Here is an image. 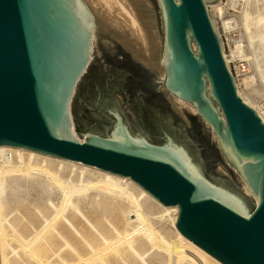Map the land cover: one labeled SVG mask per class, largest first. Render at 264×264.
<instances>
[{"label":"water","instance_id":"water-1","mask_svg":"<svg viewBox=\"0 0 264 264\" xmlns=\"http://www.w3.org/2000/svg\"><path fill=\"white\" fill-rule=\"evenodd\" d=\"M158 1L161 84L211 128L254 207L210 134L156 93L161 77L104 36L90 64L93 25L82 0H0V147L126 177L176 207L179 233L221 264H264V123L224 62L206 8L218 0Z\"/></svg>","mask_w":264,"mask_h":264},{"label":"bare ground","instance_id":"bare-ground-1","mask_svg":"<svg viewBox=\"0 0 264 264\" xmlns=\"http://www.w3.org/2000/svg\"><path fill=\"white\" fill-rule=\"evenodd\" d=\"M226 1L243 2L239 22L246 33L248 47L253 50L252 59L259 80L264 86V1ZM82 2L92 17L91 53L97 38V28L94 25L99 23L100 28L105 29L112 39L118 41L120 49L150 73L161 77L159 87L165 90L161 84L165 76L162 67L164 40L161 45L152 16L148 14L151 12L145 7L147 0ZM206 8H209L207 13H212L211 21L214 22V30L221 40L222 56L233 75L238 96L264 123L262 108L260 110L243 92L253 89L254 85L247 80L237 79L230 66V59L235 58V53H225L224 41L216 20L218 18L222 21L224 15L222 0L210 6L206 5ZM249 23L256 25L254 31L250 30ZM222 25L224 29L228 26ZM191 48L196 53L193 43ZM247 59L250 58L247 56ZM163 94L181 110L185 108L189 113L198 116L190 103L166 91ZM211 132L223 153L217 137L212 130ZM73 135L76 137L74 128ZM238 177L244 196L250 197L249 189L239 174ZM29 191L38 193L37 203L42 202V197H45V203H40L29 213L25 230L30 235L21 238L16 233L22 235V232L14 223L24 220L20 221L23 217L20 209L25 211ZM53 195L57 196V203L52 201ZM253 202L254 205L257 204L255 199ZM86 211H90V214L86 215ZM12 216L13 222L9 219ZM176 219V207L165 208L126 177L114 176L30 151L0 147V264H7V258L11 256H5L3 253V246L7 243L3 235L6 230L11 231V237L20 236L19 242L22 245L16 244V247H21L20 251L18 247L15 250L9 247L11 250L7 252L12 251L10 254H13V258L16 256L17 260L16 249L21 252L24 246L27 254L23 252L31 264H221L183 237L175 226ZM46 233L57 239L52 240L54 244L58 242L55 248L54 244L51 246L52 243L47 242V236L44 235ZM68 234L78 238L77 248L71 244ZM49 235L48 237H51ZM15 239L18 240V237ZM40 242L47 246L45 256L39 254L42 250L41 247L38 248ZM23 260L20 259V263L26 261Z\"/></svg>","mask_w":264,"mask_h":264},{"label":"rangeland","instance_id":"rangeland-1","mask_svg":"<svg viewBox=\"0 0 264 264\" xmlns=\"http://www.w3.org/2000/svg\"><path fill=\"white\" fill-rule=\"evenodd\" d=\"M260 1H264V0H260ZM147 2L148 3L146 4L145 7H146V9L150 10V12H151V13H148V14H149V16H152V20L154 22L155 30H156V32L158 34L159 39L161 40L159 42L161 43V45H163L164 34H163V30H162L161 17H160V6H159V3H158V0H147ZM222 3H223V6L225 8L224 15L222 17V21L220 19H218V18L216 20H217V27H219L220 31H221V27H222L221 34H222V38H223L224 45H225V53L227 55H230V53H229L230 51L235 53V58L234 59H230L231 60V64H230L231 70L235 71V75L237 76L238 80H247L251 84L254 85L253 89L244 90L243 92H244V94L246 96H248L251 99V101L256 106H258L260 108V110L262 108L261 112L264 113V89H262V88H264V86H262V84H261V82L259 80V76H258L259 74H258V72L256 70L255 62L252 59V54L251 53H252L253 50L248 47L247 40H246V33H245L243 27L241 26V24L239 22V15H240V12H241V10L243 8V2H238L237 1V2L230 3V1L222 0ZM142 11H145V10L142 9ZM222 24H228V26H226L225 29H224V27H223L224 25H222ZM94 26L97 28V31H96L97 32V36L96 37L104 36V37H106L107 39H109L111 42H113L115 45H117L119 47L118 41L116 39L115 40L112 39L106 33L105 29L100 28V24L99 23H97ZM249 27H250L251 31H254L255 28H256V25H254L252 23H249ZM246 44H247V46H246ZM96 51H97V41H96L95 48L92 51L90 64H94V62H95ZM247 56L250 59H247ZM86 74H88V72H86ZM153 75H155V74L153 73ZM252 77H253V79H252ZM252 81H255V82H252ZM156 93H165V90L161 89L159 87V85H158ZM73 102H74V98H73L72 104H73ZM72 104H71V115H72ZM181 111H183L187 116L195 117L196 118V122L198 124H200V126L204 129V132L206 134H210V141L213 143L214 148L217 150L218 155L220 157V160L222 161L224 166L233 174V176L235 177V179H236V181L238 182V185H239L238 191L243 194L242 183L239 180L238 174L225 161V159H223V156L221 157L222 154L220 152V148L217 145L216 140L212 136V132H211L210 128L202 121V119L199 116L189 113L185 108H182ZM72 119H73V117H72ZM73 127H74V131H75V136L77 138H79V136H78V134L76 133V130H75L74 122H73ZM79 140L83 141L84 137H82L81 139L79 138ZM38 196H39L38 193H35L33 191H29L27 193V196H26V205H27V207H26L25 211L20 209L21 213H23V217L21 218L20 221H22L23 219L24 220L22 222L14 223L15 227L18 228L19 231L22 232V235H21V233H16V235H20L21 238H26L27 235L28 236L30 235V233H26V230H25V228L28 226V217L30 215L29 213H32L34 208L37 207L40 203H43V204L45 203V197H42V202H38L37 203ZM51 199H52V201L54 203L58 202V199H57L56 195L51 196ZM247 199L250 201V204L254 207L255 205L253 204L254 203L253 202V200H254L253 197H251V196L248 197L247 196ZM85 214L89 215L90 211H86ZM9 219L13 222V216L10 217ZM11 234L12 233L9 230H6L5 233L3 234L5 236V238L7 239V243H6V245L3 246V248H4V250L6 252L5 251L3 252V248H2V252L5 254V256L6 255L7 256L11 255L10 257L7 258V259H9V261L6 262V263L7 264H9V263L10 264H21V263L25 264V263L29 262L28 261V257H26L27 253L25 251L27 249L25 248V250H24V246L22 248V250L25 251L26 254L23 251L19 252L20 248H21V247L19 248V245L17 246L19 248V251L17 250L18 248L16 247V244H20V246H22L21 243L19 242V240H20L19 237L20 236H17L18 240H16L15 239V238H17L16 235L15 236L12 235V237H14V238H12ZM46 234H44V235L47 236L46 237L48 239L47 242H49V244L52 243L51 246H53L54 241L55 240L57 241V239H55L54 236L49 235V233H46ZM48 235L51 236L52 238L48 237ZM45 236H44V239H46ZM71 236L72 237H70L69 234L67 235V237H69V240H70L71 244L77 248L78 238L76 239L73 235H71ZM14 240H16V243H15ZM52 240H54V241H52ZM42 243L43 242H40V246H38V248L40 249V247H41L42 250L41 251L37 250V251H40V253L39 252L38 253L41 256H45V254L47 253L48 249H47V246H45V244H42ZM57 245H58V242H56L54 244L53 248H55V246H57ZM42 246H43V248H42ZM9 247H12V250H15V248H17L16 249V251L18 252L17 253L18 254L17 255V260H18V256H19L21 260L24 259L26 261L24 263L21 261V263H20V259H19L18 260L19 263H18V261L15 260L16 256L13 258V254H10V253H12V251L10 253L7 252V251H9V249L11 250V248H9ZM41 252H42V254H41ZM29 264H31V263L29 262Z\"/></svg>","mask_w":264,"mask_h":264},{"label":"built area","instance_id":"built-area-1","mask_svg":"<svg viewBox=\"0 0 264 264\" xmlns=\"http://www.w3.org/2000/svg\"><path fill=\"white\" fill-rule=\"evenodd\" d=\"M221 31H222V27H221ZM232 73L235 75V71L232 70Z\"/></svg>","mask_w":264,"mask_h":264},{"label":"flooded vegetation","instance_id":"flooded-vegetation-1","mask_svg":"<svg viewBox=\"0 0 264 264\" xmlns=\"http://www.w3.org/2000/svg\"><path fill=\"white\" fill-rule=\"evenodd\" d=\"M127 65L130 66V64H128V63H127ZM127 65H126V66H127ZM131 65H132V64H131ZM137 83H138V82H137Z\"/></svg>","mask_w":264,"mask_h":264}]
</instances>
